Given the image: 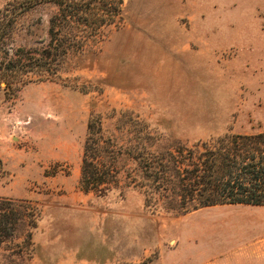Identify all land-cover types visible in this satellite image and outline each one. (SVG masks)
Returning <instances> with one entry per match:
<instances>
[{"label":"rangeland","instance_id":"1","mask_svg":"<svg viewBox=\"0 0 264 264\" xmlns=\"http://www.w3.org/2000/svg\"><path fill=\"white\" fill-rule=\"evenodd\" d=\"M122 14L56 78L0 76V197L39 211L0 241V264H264V206L174 214L124 182L79 183L92 113L113 132L130 110L164 142L264 130V0H123Z\"/></svg>","mask_w":264,"mask_h":264},{"label":"trees","instance_id":"2","mask_svg":"<svg viewBox=\"0 0 264 264\" xmlns=\"http://www.w3.org/2000/svg\"><path fill=\"white\" fill-rule=\"evenodd\" d=\"M48 3L54 13H27ZM122 12L123 0H10L0 12V76L7 84L23 82L31 72L56 78L71 56L102 42ZM18 36L24 41L19 45ZM116 114L113 132L100 115L89 119L79 181L84 191L104 192L124 182L143 194L146 207L174 214L216 205L264 206V130L192 144L164 142L143 117L130 110ZM38 217L32 201L0 197V241L21 225L35 227Z\"/></svg>","mask_w":264,"mask_h":264}]
</instances>
